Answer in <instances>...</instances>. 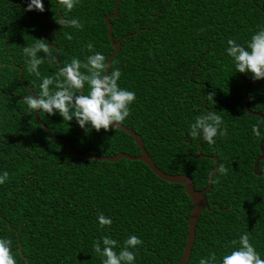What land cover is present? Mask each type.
Listing matches in <instances>:
<instances>
[{
  "label": "trees",
  "instance_id": "1",
  "mask_svg": "<svg viewBox=\"0 0 264 264\" xmlns=\"http://www.w3.org/2000/svg\"><path fill=\"white\" fill-rule=\"evenodd\" d=\"M28 3L0 0V174L9 173L0 185V238L12 241L17 264H102L93 250L96 241L103 247L102 238L110 237L119 252L132 235L143 241L130 249L134 264H178L194 207L184 185L160 179L141 161L78 158L65 143L50 139L22 102L31 92L38 94L42 82L27 71L23 47L35 39L51 47L58 30L53 44L59 62L42 64L41 77L55 76L74 57L86 62L93 54L86 47L90 42L108 61L114 48L105 19L116 0H79L67 18H77L82 30L56 23L64 15L58 0H43V13L25 11ZM111 22L115 41L123 39L112 68L122 73L119 86L136 94L123 125L142 136L162 171L189 176L198 191L209 185L212 157L228 169L216 174L206 194L189 264L210 253L222 264V257L239 247L231 241L244 233L264 259V176L254 172L264 122L246 109L251 74L236 72L226 52L229 39L246 47L264 28V0H122L120 15ZM211 93L214 98H207ZM248 95L251 110L264 115V80ZM210 112L228 129L215 145L187 135L195 118ZM39 118L80 153L141 155L134 138L121 130L86 134L75 119L63 121L58 113ZM254 125L260 137L253 134ZM259 171L264 172V160ZM98 213L112 219L110 228L99 226Z\"/></svg>",
  "mask_w": 264,
  "mask_h": 264
},
{
  "label": "clouds",
  "instance_id": "2",
  "mask_svg": "<svg viewBox=\"0 0 264 264\" xmlns=\"http://www.w3.org/2000/svg\"><path fill=\"white\" fill-rule=\"evenodd\" d=\"M78 3L79 0H58L64 15L56 20V23L61 25L62 29L82 30L83 24L77 18H67V13H71ZM33 10L43 13V0H29L25 11ZM65 37L72 39L69 33H65ZM227 43L226 52L233 60L236 72L251 74L254 81L264 80V28H260L251 36L246 47L232 39ZM86 47L93 53L87 57L86 62L82 63L74 57L70 62H65L55 76L45 77H41L39 68L45 62L58 63L54 55L57 49L50 47L46 40L37 39L32 46L23 47L27 71L41 78L42 82L39 85V93L25 95L22 102L32 114L38 111L48 116L58 113L63 121L70 122L75 119L86 134L93 129L96 132L115 130L130 116V108L136 101V94L119 86L118 81L122 75L119 68L109 66L102 53L93 51L94 45L91 42ZM39 53H43V57L38 55ZM85 85L88 88L87 94ZM207 98H214V93L208 94ZM222 125L223 119L216 112L202 114L195 118L187 135L191 139L202 138L203 142L215 145L218 136L224 137L228 134L227 127ZM252 132L257 137L261 136L258 125L252 127ZM227 172V167L219 164L218 173L226 175ZM8 177L7 171L0 174V185H4ZM97 219L101 228H110L113 223L111 218L102 213H98ZM102 244L103 247L100 241H96L93 245L94 252L102 258V264H134L136 255L130 249L141 246L143 241L135 235L129 236L119 252L115 250L118 241L110 237H103ZM231 244L239 247L224 255L222 264H264V259H261L250 242L248 233L241 235L238 241H231ZM216 261V255L210 253L208 257L201 258L199 264H216ZM0 264H17L10 239L0 238Z\"/></svg>",
  "mask_w": 264,
  "mask_h": 264
},
{
  "label": "water",
  "instance_id": "3",
  "mask_svg": "<svg viewBox=\"0 0 264 264\" xmlns=\"http://www.w3.org/2000/svg\"><path fill=\"white\" fill-rule=\"evenodd\" d=\"M121 2H122V0H116L114 12L112 14H109L106 17V19H105V22L107 23V25L109 27L108 34H109V38L111 40V45L114 48L112 54L109 56L108 61H107L109 63V66H111V67H112L113 59L119 54V52L121 50L122 41H123V39H121L119 41H115V37H114V34H113L114 26H113V24L111 22L113 19H116V18L119 17ZM57 33H58V30L55 32V35ZM136 34L137 33H135V35ZM53 41H54V37L52 39L51 47L55 48V45H53ZM58 54H59V50H57V52H56L57 59H58ZM20 73L22 75L23 74V70H21ZM21 82H23L22 78H21ZM255 82L256 81L252 80L251 83L246 88V91H245L246 109H247L249 114H251L253 116L261 117L263 122H264V115L262 113L251 110L250 97H249L248 93H249V90L252 87V85L255 84ZM31 94L35 95L33 92H31ZM39 114H40L39 111L35 113V119L38 121V123H40L43 126V128L45 129L48 137L50 139L54 140V141L65 143L70 148L71 152L75 156H77L78 158H81L83 160H95V161H98V162H111V163L118 162L121 159H126V160H129V161H141L146 166H148L155 173V175H157L160 179H162V180H164L166 182H169V183L184 185L186 193L191 198L194 207H193V210L191 212L190 219H189V233H188L187 243H186V246H185V250H184L182 259L180 260V262L178 264H189V261L191 259V255H192V252H193V247H194V244H195L196 238H197V224H198V220L201 217L203 210L208 205L206 194L211 191L212 186H213L214 177L218 173V166H219L218 158L217 157H212L214 159V161H215V170L212 172V174L210 176L208 187L206 189H204V190H199L198 191V190L195 189L194 183H193L192 179L189 176L171 175V174H168V173H165L164 171H162L156 165V163L154 162V160L152 159V157L148 153V151H147V149L145 147V143H144V140H143L142 136L139 135L138 133H136L134 130L124 126L123 124L120 125L119 128H117V130H121L124 133H126V134H128V135H130L131 137L134 138L136 144L138 145V147H139V149L141 151V155H139L137 157H133V156L127 155L125 153H120V154H117V155L112 156V157H105V156H97V155H90V154L80 153V152L74 150V148L72 147L70 142H68L67 139L52 135V133L49 130V128L39 118ZM259 146H260V150H261V156L256 160V162L254 164V172L258 176H264V172L259 171V164H260L261 161L264 160V140H262L260 142ZM199 157H201V158L204 157V155H202V150H201V153H200ZM26 263L29 264V262L27 260H26Z\"/></svg>",
  "mask_w": 264,
  "mask_h": 264
},
{
  "label": "flooded vegetation",
  "instance_id": "4",
  "mask_svg": "<svg viewBox=\"0 0 264 264\" xmlns=\"http://www.w3.org/2000/svg\"><path fill=\"white\" fill-rule=\"evenodd\" d=\"M54 39H55V37H54Z\"/></svg>",
  "mask_w": 264,
  "mask_h": 264
}]
</instances>
